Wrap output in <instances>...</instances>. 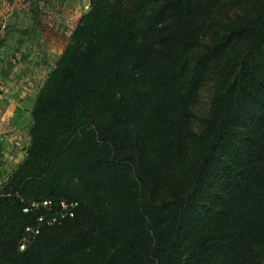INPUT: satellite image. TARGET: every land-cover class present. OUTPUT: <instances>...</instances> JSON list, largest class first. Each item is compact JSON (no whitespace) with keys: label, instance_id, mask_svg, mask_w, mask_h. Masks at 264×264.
Returning <instances> with one entry per match:
<instances>
[{"label":"trees","instance_id":"trees-1","mask_svg":"<svg viewBox=\"0 0 264 264\" xmlns=\"http://www.w3.org/2000/svg\"><path fill=\"white\" fill-rule=\"evenodd\" d=\"M88 9L0 189V264H264V0ZM43 200L77 208L28 236Z\"/></svg>","mask_w":264,"mask_h":264},{"label":"crops","instance_id":"crops-1","mask_svg":"<svg viewBox=\"0 0 264 264\" xmlns=\"http://www.w3.org/2000/svg\"><path fill=\"white\" fill-rule=\"evenodd\" d=\"M90 1L0 0V98L18 105L10 106L11 110L6 112L13 123L7 138L0 126V137L10 141L2 149L8 151L11 164L18 165L25 158V150L20 153L17 148L18 133L24 128H20L16 118L31 116L40 88L87 12ZM26 101L32 103L26 106Z\"/></svg>","mask_w":264,"mask_h":264},{"label":"rangeland","instance_id":"rangeland-1","mask_svg":"<svg viewBox=\"0 0 264 264\" xmlns=\"http://www.w3.org/2000/svg\"><path fill=\"white\" fill-rule=\"evenodd\" d=\"M88 10L89 9H87V11ZM212 93H213V90L211 87V83L205 84L199 92V103L194 108V114L196 115V119L194 120V123H193V129L195 131L200 130L199 118L208 114ZM31 103H32V101H29V102L26 101L25 105L29 106V104H31ZM14 105L18 106L16 104H14L13 101H9L6 98H2V97L0 98V126H1V132H3V129H4V131H5L4 136L6 138L8 135L11 134V133L9 134V132L13 128V123L10 121L12 117L7 116L6 112L11 110L9 108L10 106H14ZM13 119H15V118H13ZM16 120L17 121L19 120L20 128L21 129L24 128V131H22V132L18 133L16 131L18 133V140L20 139L18 146H17V148H19L18 152L21 153V151L25 150V154H26V149H27L29 142H30V138H29L28 133H29V128L32 125V117L30 116V114H28V115L25 114V115L20 116L19 118H16ZM6 138H4L3 136L0 137V156L2 157V158L0 157V189L6 184V181H8V178L12 175V173L16 170V168L19 165V164L15 165L16 162L11 164L12 162H10V160L8 158V151H6V149L5 150L2 149L3 144H6V142L7 143L10 142ZM1 151H4V152L1 153ZM36 202L37 201H35V203ZM44 215L45 214L43 213V216ZM41 228H42V225L39 226V229H41ZM28 240L29 239H26L25 243H29Z\"/></svg>","mask_w":264,"mask_h":264},{"label":"built area","instance_id":"built-area-1","mask_svg":"<svg viewBox=\"0 0 264 264\" xmlns=\"http://www.w3.org/2000/svg\"><path fill=\"white\" fill-rule=\"evenodd\" d=\"M89 6H86V9H88ZM31 208L36 210H43V213L38 217L37 219V226L34 227H27L25 229V232L29 234V236H35L39 233V226L43 223H46L48 225H51L53 223H60L61 221L65 219L72 218L75 214V210L77 208L76 202H66V201H60L58 203H53L50 200H43L40 202L32 203L29 209H25L24 211L27 212ZM46 213L53 214L52 219L49 221H46ZM26 246L25 239H23V242L20 244L19 248L22 250Z\"/></svg>","mask_w":264,"mask_h":264}]
</instances>
